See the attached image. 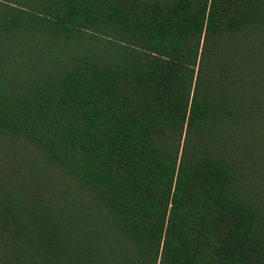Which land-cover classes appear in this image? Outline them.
<instances>
[{
	"label": "trees",
	"instance_id": "1",
	"mask_svg": "<svg viewBox=\"0 0 264 264\" xmlns=\"http://www.w3.org/2000/svg\"><path fill=\"white\" fill-rule=\"evenodd\" d=\"M8 1L0 264H264V0Z\"/></svg>",
	"mask_w": 264,
	"mask_h": 264
},
{
	"label": "rangeland",
	"instance_id": "2",
	"mask_svg": "<svg viewBox=\"0 0 264 264\" xmlns=\"http://www.w3.org/2000/svg\"><path fill=\"white\" fill-rule=\"evenodd\" d=\"M0 1L11 3L8 0ZM14 5L18 6V2H14ZM243 147L240 149V156H245L243 160V171L247 174V181L244 184V188L247 190L246 193L264 211V152L259 147H254L252 150Z\"/></svg>",
	"mask_w": 264,
	"mask_h": 264
}]
</instances>
